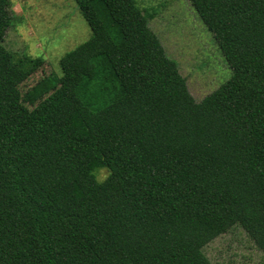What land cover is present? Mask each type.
Segmentation results:
<instances>
[{"label": "trees", "instance_id": "trees-1", "mask_svg": "<svg viewBox=\"0 0 264 264\" xmlns=\"http://www.w3.org/2000/svg\"><path fill=\"white\" fill-rule=\"evenodd\" d=\"M72 1L89 38L21 95L0 0V264H211L234 226L264 256V0H187L230 70L198 102L134 0Z\"/></svg>", "mask_w": 264, "mask_h": 264}, {"label": "rangeland", "instance_id": "rangeland-1", "mask_svg": "<svg viewBox=\"0 0 264 264\" xmlns=\"http://www.w3.org/2000/svg\"><path fill=\"white\" fill-rule=\"evenodd\" d=\"M165 55L176 63L194 101L214 91L230 70L212 34L187 0H134ZM11 23L3 46L16 56L40 58L41 67L18 85L22 95L39 79L59 76L58 61L85 42L90 31L72 0H10ZM107 171H93L96 181ZM211 264H264V256L238 226L202 248Z\"/></svg>", "mask_w": 264, "mask_h": 264}]
</instances>
